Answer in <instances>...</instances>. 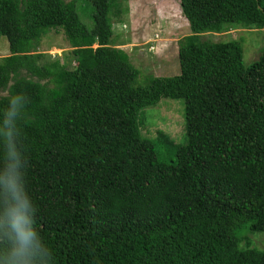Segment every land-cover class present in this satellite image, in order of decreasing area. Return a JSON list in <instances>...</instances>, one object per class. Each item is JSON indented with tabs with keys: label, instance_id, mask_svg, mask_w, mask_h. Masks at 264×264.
Instances as JSON below:
<instances>
[{
	"label": "trees",
	"instance_id": "1",
	"mask_svg": "<svg viewBox=\"0 0 264 264\" xmlns=\"http://www.w3.org/2000/svg\"><path fill=\"white\" fill-rule=\"evenodd\" d=\"M78 1L0 0V177L13 163L4 120L17 95L18 182L40 234L32 264H264V250L239 249L235 236L264 232V49L245 67L239 43L198 37L264 30V0H180L190 34L178 41L179 74L142 86L112 43L119 0H90L91 28ZM50 31L73 67L38 52ZM161 99L184 101L187 140L169 164L138 125ZM6 207L0 184V264L14 246Z\"/></svg>",
	"mask_w": 264,
	"mask_h": 264
},
{
	"label": "rangeland",
	"instance_id": "2",
	"mask_svg": "<svg viewBox=\"0 0 264 264\" xmlns=\"http://www.w3.org/2000/svg\"><path fill=\"white\" fill-rule=\"evenodd\" d=\"M119 12L112 15V43L129 55L138 70L136 85H145L149 77H169L179 74L178 39L190 34V25L182 16L180 0H119ZM79 19L91 28L92 5L90 0H79ZM159 36V40L154 35ZM200 43L237 42L242 49L245 67L258 59L264 49V30L230 29L222 34L206 33L198 36ZM156 41V42H153ZM153 45L154 51L148 46ZM38 52L47 60L59 59L68 67L75 65L71 48L62 33L50 31L40 41ZM9 55L8 42L0 36V59ZM138 125L143 137L153 141L160 162L174 161L175 147L186 144L184 101L161 99L157 105L138 113ZM158 137L156 139V135ZM162 135V136H161ZM168 137L172 145L163 140ZM238 248L264 250V232H252L242 226L235 233Z\"/></svg>",
	"mask_w": 264,
	"mask_h": 264
},
{
	"label": "clouds",
	"instance_id": "3",
	"mask_svg": "<svg viewBox=\"0 0 264 264\" xmlns=\"http://www.w3.org/2000/svg\"><path fill=\"white\" fill-rule=\"evenodd\" d=\"M20 101L21 98L17 95L8 98L4 120L5 125L8 126L4 133L8 149L6 155L10 156L13 161L7 175L0 177V184L4 185L5 203L7 204L4 209L5 222L12 234L14 245L6 257V264H32L34 240L40 236L32 226L34 221L29 219V214L35 211L34 204L29 197L25 196V189L18 182L23 173L18 169L19 159L13 141V127L21 107Z\"/></svg>",
	"mask_w": 264,
	"mask_h": 264
},
{
	"label": "built area",
	"instance_id": "4",
	"mask_svg": "<svg viewBox=\"0 0 264 264\" xmlns=\"http://www.w3.org/2000/svg\"><path fill=\"white\" fill-rule=\"evenodd\" d=\"M155 39H157V35L155 36ZM148 50H149V51H154V47L150 46V47L148 48Z\"/></svg>",
	"mask_w": 264,
	"mask_h": 264
},
{
	"label": "crops",
	"instance_id": "5",
	"mask_svg": "<svg viewBox=\"0 0 264 264\" xmlns=\"http://www.w3.org/2000/svg\"><path fill=\"white\" fill-rule=\"evenodd\" d=\"M156 35H157V34H156ZM156 35H154V38H155ZM157 39L159 40V36H158V35H157ZM158 40H156V41H158ZM179 40H180V39H178L177 42H178ZM153 42H155V41L153 40Z\"/></svg>",
	"mask_w": 264,
	"mask_h": 264
}]
</instances>
